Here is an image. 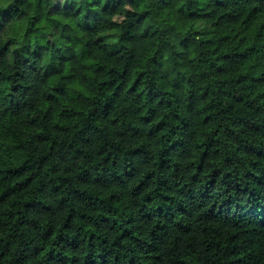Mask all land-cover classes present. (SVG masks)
I'll return each mask as SVG.
<instances>
[{
	"label": "clouds",
	"instance_id": "1",
	"mask_svg": "<svg viewBox=\"0 0 264 264\" xmlns=\"http://www.w3.org/2000/svg\"><path fill=\"white\" fill-rule=\"evenodd\" d=\"M0 264H264V0H0Z\"/></svg>",
	"mask_w": 264,
	"mask_h": 264
}]
</instances>
